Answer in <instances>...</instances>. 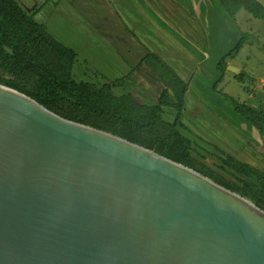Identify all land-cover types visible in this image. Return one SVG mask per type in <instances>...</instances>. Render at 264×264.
<instances>
[{
	"label": "water",
	"instance_id": "obj_1",
	"mask_svg": "<svg viewBox=\"0 0 264 264\" xmlns=\"http://www.w3.org/2000/svg\"><path fill=\"white\" fill-rule=\"evenodd\" d=\"M0 264H264V211L0 85Z\"/></svg>",
	"mask_w": 264,
	"mask_h": 264
},
{
	"label": "trees",
	"instance_id": "obj_2",
	"mask_svg": "<svg viewBox=\"0 0 264 264\" xmlns=\"http://www.w3.org/2000/svg\"><path fill=\"white\" fill-rule=\"evenodd\" d=\"M233 14L229 0H219ZM256 18L264 20V8L254 0H234ZM243 39L241 35L236 50ZM224 55L216 70H226ZM76 55L51 36L45 26L33 20L15 0H0V68L23 79L27 87L7 83L9 88L27 95L53 113L84 125L111 133L127 141L153 150L158 155L195 170L226 189L248 198L264 211V175L253 167L226 156L222 162L244 176L241 187L228 182L210 167L194 159L191 141L178 126L184 105L187 83L153 53L144 61L163 79L166 88L157 103H136L131 94L114 95L110 84L100 87L73 77ZM173 95L174 101H170ZM162 106L172 107L176 114L172 122L162 118ZM234 111L261 135H264V114L245 104H236ZM221 167V166H220ZM258 189L259 191H255Z\"/></svg>",
	"mask_w": 264,
	"mask_h": 264
},
{
	"label": "rangeland",
	"instance_id": "obj_3",
	"mask_svg": "<svg viewBox=\"0 0 264 264\" xmlns=\"http://www.w3.org/2000/svg\"><path fill=\"white\" fill-rule=\"evenodd\" d=\"M254 1L261 4L264 8V0ZM218 2L221 4L219 0H214V6L219 8ZM229 4L231 8H236L235 11L238 10L239 18L242 16L244 17L240 19L243 35L241 44L234 50L233 47H236L235 45H237L236 43L239 39H237L236 42L226 40L223 44H219L220 47L217 48V51L212 55L211 62H213L215 78L213 94H211L210 91V81L212 77V75H210V61L206 63L205 60H203L198 63L192 62L193 66L191 64L186 65L191 68L192 75L188 83L189 92L191 90L189 96L194 98L188 97V100L185 101L180 117L181 125L177 128L182 135L190 139L192 145L190 154L194 159L210 167L228 182L240 188L241 181H243L245 177L222 162V159L229 156V154H227L226 151H222L223 147H221L222 149L218 147V149L215 144L219 146L224 145L223 143L225 142V145L228 146L232 144L235 137H238V134H240L239 137L244 136L245 142L243 146L247 151L244 150L242 153L247 152V155H250V157L261 158H251L250 160L253 164L247 165L264 175V151L254 135V131L257 130L247 122H245V130L239 127L237 123L244 120L234 111V106L240 103L257 111H261L264 114V20L252 16L243 8L238 9L239 6L234 0H229ZM205 6H207L209 10H212L209 2H207ZM61 10L64 12L60 14L59 17L61 18L58 24L62 23V17L65 15L66 22L64 25H66V30L64 31L65 38L58 39L71 49L75 51H77V49L82 51L84 48L92 49L91 47H86L92 42L97 51L105 52L104 50L107 49L106 46H112L114 41H112L111 37L101 38L99 36V32L101 31L91 28L90 22L96 21L97 24L101 22V25L107 29L102 28L104 32L110 33V20L113 24L112 33L118 29V31L131 38L129 44L133 45L132 48L135 53L131 56L129 55L130 60L133 61L137 54L140 56L144 54L143 49L147 46L144 43L146 39L143 35H151V32L150 34H145L141 30L146 20L142 21V15L138 14V7L133 9L125 8L124 12H121L115 6L108 7L102 0H74V2L72 1V5L64 4ZM174 11L176 12V10ZM135 14L138 15V18L135 17ZM106 17H108V21L105 20ZM41 18L44 17L42 16ZM174 20L187 24V21H184V16L179 11L177 18H174ZM211 20H213V17ZM214 21L217 23L215 18ZM230 22L231 21L228 19L224 31L229 30L234 33L235 28ZM159 42L160 38L152 43L159 44ZM118 46V52H113L114 54L107 52L108 54L106 55H100L95 53L94 50L91 52L90 58L92 64L97 69L92 66L89 57L84 52L80 53V57L78 55L79 59L76 60L73 66L74 79L77 81H85L97 87L107 83L111 85L114 95L120 93L125 94V88L120 85L116 87L115 85V82L121 79L111 81V77H109L112 76V72H120L124 68V66L120 67L117 58H122L121 56H124L126 50L130 49H126L121 45ZM229 46L230 48H228ZM112 47H115V45ZM225 47L229 50L233 49L230 55L226 57L225 63L229 65V67L236 68L237 71L226 69L223 74H220L215 69V66L217 62L223 58ZM131 61L129 62V66L134 67ZM186 61L189 62L191 59L186 57ZM112 66H116L117 69H113ZM135 66V69L138 71L136 78L140 81L139 77L142 75V69L144 70V64L142 66L138 60ZM99 70L105 72L108 77L103 76ZM172 70L174 71L173 68ZM123 73L124 75L128 74V71H123ZM180 78L185 81L183 77ZM7 83H14L27 87L23 79L0 68V85L8 87ZM165 87H167L166 84H163V88ZM134 100L138 104H153L149 101ZM208 109L211 110V113ZM175 114L176 111L172 107L162 106V118L165 122H172ZM256 133L260 135L258 131ZM241 139L243 138L241 137ZM262 141L264 147V138H262ZM235 160L244 164L248 161V159H246L245 162L244 160ZM255 191L259 190L255 189ZM235 193L240 195L237 192ZM244 198L249 200L246 197Z\"/></svg>",
	"mask_w": 264,
	"mask_h": 264
},
{
	"label": "crops",
	"instance_id": "obj_4",
	"mask_svg": "<svg viewBox=\"0 0 264 264\" xmlns=\"http://www.w3.org/2000/svg\"><path fill=\"white\" fill-rule=\"evenodd\" d=\"M15 1L25 12L32 14L34 21L43 24L47 32L51 36H53L56 40L61 42L58 38L61 39L65 38L64 36V31L66 30V25H64L66 22L65 15H63L64 18L62 17L61 24H58V21L61 18L59 16L64 12L61 10L62 6H64V4L72 5V1L74 2V0H15ZM102 1H104L108 7L115 6L121 12H124L125 8L128 9L129 8L133 9L135 7L139 8L138 14L142 15V21L146 20L141 30L145 34H150L151 32V35L148 36L143 35L144 38L146 39V42L144 41V43L147 46L143 49L144 54L142 56L137 54L136 58H134V60L131 61L130 56L135 53L133 52V48H132L133 45L129 44V40H131V38L118 31V29L112 33L113 24L110 20H109V23L111 25L110 33L104 32L103 29L106 28L101 25V22L97 24L96 21L94 22L91 21L90 22L91 28H95L101 31L99 32V36L101 38L111 37L112 41H114L113 45H115V47H112L113 45L112 46L107 45L106 46L107 49L104 50L105 52H99L94 48V43L91 42L86 47L87 48L91 47L92 49L84 48L82 49V51L80 49H77V51H75L71 49L69 46L64 44L65 46L69 47L72 51H75L76 58L74 63H76V60L79 59L80 53L83 52L89 57L90 63L92 64L90 55L93 50L97 54L106 55L108 54L107 52H110L112 54H114L113 52H118V48H117L119 47L118 45H121L126 49L130 48L129 50H126L124 56H121L122 58H117L120 67L124 66V68L120 72H112V76L109 77H111V81L121 79L120 81L115 82L116 87L120 85L121 87L125 88L126 93L131 94L133 100L137 99V100L149 101L155 104L157 103L158 97L162 92V90L166 88L169 90V87L163 88V84H165L163 79L160 78V76L143 60L147 53H153L156 56H158L160 59H162V61H164L169 66L171 70L172 68L174 69L175 72L173 70L172 71L179 78L183 77L185 79L186 82L181 78L185 83H187V90L184 95V103L186 100H188L187 99L188 97H191L189 96L191 90L189 92V88H188V83L190 82L189 79L192 78L191 68L187 67L186 65L191 64L193 66V63H198L203 60H205L206 63L207 61H210L209 64L211 69L210 75H212L210 81V91L211 94H213V84L215 78H214V66H213V62H211V57L215 53V51H217L216 49L220 47L219 44H223L224 41L231 40L232 42H236L237 39L240 40L242 35L240 19L241 18L243 19L244 17L241 15L242 17L239 18L240 16L238 15L239 14L238 10L234 11L233 14H230L222 4H219V2H218L219 8L215 7L214 0H102ZM207 2H209L212 10H209L208 7L205 6L207 5ZM174 10H176V12ZM178 11L181 12V14L184 16L185 19L184 21H187V24L174 20V18H177ZM240 14H241V10H240ZM42 16L44 18H41ZM135 17L138 18V15L135 14ZM212 17L213 20H211ZM107 18L108 17H106L105 20L108 21ZM214 18L216 19L217 23L214 21ZM228 19L231 21L230 24L235 28L234 33L229 30L224 31L226 28L225 24H227ZM159 38H160L159 44L152 43V42H156V40ZM239 40L236 44L239 43ZM228 48H230V46ZM234 48L235 47H233V49ZM231 50L225 47L224 55L230 53ZM186 57H189L191 61L189 62L186 61ZM138 60L142 66L144 64V70L142 69L141 72L142 75L141 77H139L140 81L136 78L137 76L136 74L138 71L135 69L136 67L135 64ZM130 61L132 62V65H134V67L129 66ZM112 67L113 69H117L116 66H112ZM227 67H229V65L226 66V69ZM123 71H128V74L124 75ZM100 72L102 73L103 76L108 77V75H106L105 72L102 71ZM121 94L124 93H120L117 95H121ZM170 101L171 102L174 101L173 95H170ZM208 111L211 113L210 109H208ZM237 124L239 127H242L243 130L246 129L245 121H240ZM256 132L257 131H254V135L257 141L261 144L262 150L264 151L263 141H262L264 135H261L259 132L258 133L260 135H258ZM239 136L240 134H238V137H235L233 139L231 145L226 146L225 142L223 143L224 145H219V146L218 144L215 145H217V148L219 147L220 149H222L221 147H223L222 149L223 152L226 151L227 154H229V156L237 160H244L245 162V160L248 159V161L245 162L246 164H253L250 160L251 158L261 159V158L250 157V155H247V152L242 153V151L244 150L247 151V149L243 146L245 142V137L241 136L243 138L241 139V137Z\"/></svg>",
	"mask_w": 264,
	"mask_h": 264
}]
</instances>
